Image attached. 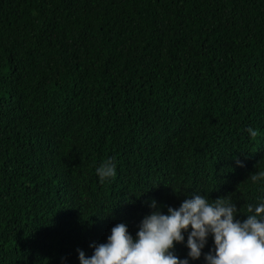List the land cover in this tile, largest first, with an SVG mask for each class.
<instances>
[{"label": "trees", "instance_id": "trees-1", "mask_svg": "<svg viewBox=\"0 0 264 264\" xmlns=\"http://www.w3.org/2000/svg\"><path fill=\"white\" fill-rule=\"evenodd\" d=\"M260 171L264 0H0V264H81L153 201L246 219Z\"/></svg>", "mask_w": 264, "mask_h": 264}, {"label": "clouds", "instance_id": "clouds-1", "mask_svg": "<svg viewBox=\"0 0 264 264\" xmlns=\"http://www.w3.org/2000/svg\"><path fill=\"white\" fill-rule=\"evenodd\" d=\"M247 132L253 140L259 135L252 127ZM237 164L243 166L239 160ZM96 174L101 183L114 179L116 165L107 160L96 168ZM248 179L253 183L264 180V171ZM151 207L153 211L144 217L135 237L125 223H119L107 243L92 245L90 257L78 250L81 264H189V259H180L174 252L177 243H184L185 232H189L187 248L192 260L203 255L207 264H264V202L247 204L243 220L238 219L237 204L228 196L210 202L207 197L193 195L178 208L169 206L167 214L155 201ZM209 236L214 238V248L203 253Z\"/></svg>", "mask_w": 264, "mask_h": 264}]
</instances>
